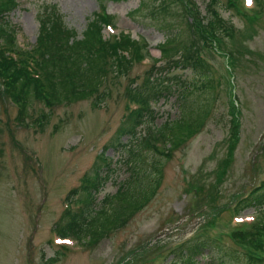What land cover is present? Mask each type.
Segmentation results:
<instances>
[{
	"label": "rangeland",
	"instance_id": "obj_1",
	"mask_svg": "<svg viewBox=\"0 0 264 264\" xmlns=\"http://www.w3.org/2000/svg\"><path fill=\"white\" fill-rule=\"evenodd\" d=\"M19 1L9 21L18 28V42L26 50L39 36V13L56 4L65 25L80 37L103 8L116 26L105 29V36L130 32L148 42L151 59L135 64L126 75L111 73L100 100L93 97L48 106L31 99L24 118L13 97L0 91V264H179L186 257H179L177 251L184 243L211 235L218 243L204 246L194 258L196 264H243L242 256L231 252L244 254L243 249H248L234 242L232 234L263 216L256 213L260 206L242 209L240 201L264 181V10L246 11L229 0L216 1L215 8L234 32H222L221 37L223 47L233 52L236 66L230 72L224 56L206 49L205 57L213 68L208 79L194 68L171 67L167 59L155 61L161 55L159 45L168 36L179 35V44L189 40L184 21L177 18V5L160 7L156 0H144L142 5L141 0ZM194 2L205 14L208 0ZM252 3L246 0L248 8ZM247 12L257 16L249 17ZM153 63L165 69L162 75L169 78L165 83L171 92L152 101L154 117L146 119L136 137H124L118 146L114 138L128 114L127 90L140 86ZM182 81L189 89L187 98L180 99ZM208 105L211 112L203 127L171 157L141 147L142 139H151V132L179 119L187 106L195 110L191 119L200 123ZM236 113L238 134L233 121ZM110 142L115 144L105 154L111 159L110 179L96 194L97 210L120 184L137 180L135 171L156 176L160 169L161 186L126 224L109 230L97 242L90 243L88 237L78 243L61 242L53 227L67 208V196L92 171ZM159 146L163 148V142ZM230 146H234L232 151ZM75 199L70 205L77 208ZM238 209L241 215L233 217ZM261 246L264 252V242Z\"/></svg>",
	"mask_w": 264,
	"mask_h": 264
},
{
	"label": "trees",
	"instance_id": "obj_2",
	"mask_svg": "<svg viewBox=\"0 0 264 264\" xmlns=\"http://www.w3.org/2000/svg\"><path fill=\"white\" fill-rule=\"evenodd\" d=\"M156 1H159L160 7L167 8L173 4L180 8V12H178L180 16L177 18L184 21L189 40L179 44V35L168 36L165 42L159 45L161 56L155 61L167 59L171 67L194 68L210 79L208 77L211 74L210 64L202 57V52L206 48H213L214 43L221 46L223 43L222 32H226L228 35L233 34V29L225 25L226 20L215 8L217 0L208 1L206 15H202L196 3L192 2L191 4V0L189 2L184 0V5L182 0ZM257 1L260 11L264 8V0ZM144 3V0H141V5ZM229 3L235 7L240 5L238 0H229ZM181 4L184 6V10ZM16 6V0H0V81L6 84L2 93L4 95L9 93L14 98L20 107L19 115L22 118L29 112L31 99L45 102L48 106H52L54 103H73L93 97L100 100L101 97H104L101 89L111 73L118 76L127 74L136 63L145 57L143 49H146L147 43L134 38L129 32L122 31L119 35L109 39L104 37L103 28L106 23H112V15L96 12L82 37H79L76 30L70 29L64 24L63 15L56 4H52L50 7L45 6L42 13H39L40 33L36 48L26 54L18 51V58L13 57L9 51H16L14 48L16 30L9 26L8 14L15 10ZM248 16L253 18L257 14H248ZM194 33L195 36L198 33L200 39L204 41L202 46ZM26 56L36 58L37 69L28 65V62L23 59ZM159 70L162 71L155 75V72ZM164 70L153 64L147 70L148 74L140 86L128 88V101L137 107L128 106L129 111L126 119L117 129L114 138L118 146L123 145L124 137H136L139 128L146 119L154 117L152 101L167 96L171 92V87L165 83V80L169 78L162 75ZM39 71L41 72L39 73ZM181 86L182 91H180L179 97L180 99L187 98L185 94L189 87L185 86L183 81ZM206 86L210 87V84L206 82ZM194 112L195 110L188 106L185 107L179 119L167 122L157 132H151L149 134L151 139L150 136L142 139L141 147L152 148L153 151L155 150L165 157H171L174 151L180 149L203 127L210 112V105L204 109L206 113L200 123L199 120L196 122L195 119H191V113ZM237 113L233 115L236 134L240 131ZM233 137L235 138V136ZM152 140L159 142L163 140L164 143H169L170 150H160L156 142H152ZM111 145L115 144L110 142L105 145L103 151L98 155L99 160L95 161L92 171L85 174L81 184L68 194L67 200L71 201L73 198H77L75 200L80 201L81 205L77 209L72 206L65 210L60 217L61 220L55 224L54 230L57 234L77 239L89 237L90 243H95L97 238H102L109 230L118 229L126 224L129 218L147 205L156 194L163 176L160 169L155 172L156 176L153 174L147 176L142 172L135 171L137 180L133 184H120L114 194L104 198L106 206L103 205L99 210L94 207L96 194L110 179L111 161L105 154ZM233 147L230 146V151L233 150ZM140 173H142L143 181L140 178ZM261 184L262 188L257 187L252 190L249 196L240 201L242 209L260 206L259 213L262 212L264 182ZM114 200H117V204H114ZM240 211L241 209H238V212ZM257 220L250 223L248 227L239 226L232 234L234 242L248 249H243L244 254L238 253L236 250L231 252L234 256H242L243 264H264V252L261 246L264 242L262 240L264 238V214L260 220ZM200 237L197 236L184 243L181 250H177L180 251L179 257L186 256L184 261L179 264H196L194 258L201 254L203 247L210 243L216 245L219 241L212 235L204 236L202 239ZM181 261L178 260V262Z\"/></svg>",
	"mask_w": 264,
	"mask_h": 264
},
{
	"label": "snow or ice",
	"instance_id": "obj_3",
	"mask_svg": "<svg viewBox=\"0 0 264 264\" xmlns=\"http://www.w3.org/2000/svg\"><path fill=\"white\" fill-rule=\"evenodd\" d=\"M249 3H251V0H249Z\"/></svg>",
	"mask_w": 264,
	"mask_h": 264
}]
</instances>
